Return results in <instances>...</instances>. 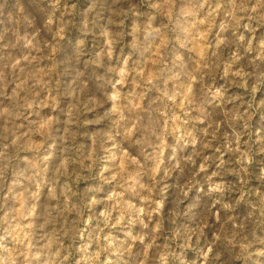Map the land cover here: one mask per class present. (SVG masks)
Wrapping results in <instances>:
<instances>
[{
	"label": "clouds",
	"instance_id": "9594fccd",
	"mask_svg": "<svg viewBox=\"0 0 264 264\" xmlns=\"http://www.w3.org/2000/svg\"><path fill=\"white\" fill-rule=\"evenodd\" d=\"M99 3L0 20V264L264 255V0Z\"/></svg>",
	"mask_w": 264,
	"mask_h": 264
},
{
	"label": "rangeland",
	"instance_id": "374dc122",
	"mask_svg": "<svg viewBox=\"0 0 264 264\" xmlns=\"http://www.w3.org/2000/svg\"><path fill=\"white\" fill-rule=\"evenodd\" d=\"M76 3V27L72 29L69 34V38L64 41L63 47L65 52H70L74 46L76 38L80 36L79 29V21L83 18L84 9H86L91 2V0H73ZM135 2V0H134ZM111 5V0H100V3L97 8L98 22H103L102 17L106 15L107 8ZM23 6L25 12L35 14L39 7V0H0V20L5 22V26L7 25V19L9 14H16L17 8ZM89 45L98 44L99 41L94 39L93 36L88 37ZM64 53H62L63 55ZM262 164H264V156H257L256 160L252 165L253 171H256ZM195 195V193H193ZM245 211L244 207L241 206L240 212L243 214ZM187 223V219L185 220ZM259 235L264 237V226H262L259 230ZM256 248H264V245H256ZM220 253V258L215 259L216 254ZM187 257L191 260L194 257L192 252L186 253ZM228 259V248L223 243L220 242L217 244L216 248L213 252V259L209 261V264H226ZM234 264H242L241 261H235ZM247 264H264V255H253L250 260L247 261Z\"/></svg>",
	"mask_w": 264,
	"mask_h": 264
}]
</instances>
